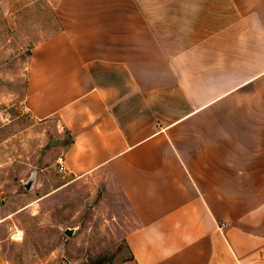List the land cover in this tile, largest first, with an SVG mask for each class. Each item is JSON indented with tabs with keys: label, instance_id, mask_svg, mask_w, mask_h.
Listing matches in <instances>:
<instances>
[{
	"label": "crops",
	"instance_id": "obj_1",
	"mask_svg": "<svg viewBox=\"0 0 264 264\" xmlns=\"http://www.w3.org/2000/svg\"><path fill=\"white\" fill-rule=\"evenodd\" d=\"M48 2L21 105L131 211L118 264H264V0Z\"/></svg>",
	"mask_w": 264,
	"mask_h": 264
},
{
	"label": "rangeland",
	"instance_id": "obj_2",
	"mask_svg": "<svg viewBox=\"0 0 264 264\" xmlns=\"http://www.w3.org/2000/svg\"><path fill=\"white\" fill-rule=\"evenodd\" d=\"M170 15L210 18L209 10ZM58 30L48 0H0V264H118L130 256L131 211L119 193L115 202L97 181L59 171L68 134L32 123L21 105L32 49Z\"/></svg>",
	"mask_w": 264,
	"mask_h": 264
},
{
	"label": "water",
	"instance_id": "obj_3",
	"mask_svg": "<svg viewBox=\"0 0 264 264\" xmlns=\"http://www.w3.org/2000/svg\"><path fill=\"white\" fill-rule=\"evenodd\" d=\"M35 178H36V171L33 172L31 179L27 181L26 183H24V187L26 190L32 189V187L34 186ZM74 233H75V229H68L66 231V235H68L69 237H72Z\"/></svg>",
	"mask_w": 264,
	"mask_h": 264
},
{
	"label": "built area",
	"instance_id": "obj_4",
	"mask_svg": "<svg viewBox=\"0 0 264 264\" xmlns=\"http://www.w3.org/2000/svg\"><path fill=\"white\" fill-rule=\"evenodd\" d=\"M57 166H58L59 171H61V172H64L66 170L64 167V158L63 157H59L57 159Z\"/></svg>",
	"mask_w": 264,
	"mask_h": 264
}]
</instances>
